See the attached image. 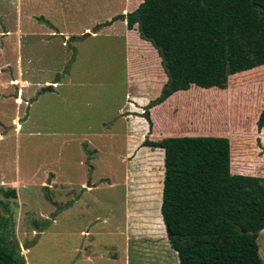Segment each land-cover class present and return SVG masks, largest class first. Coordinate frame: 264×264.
I'll use <instances>...</instances> for the list:
<instances>
[{"label": "rangeland", "instance_id": "374dc122", "mask_svg": "<svg viewBox=\"0 0 264 264\" xmlns=\"http://www.w3.org/2000/svg\"><path fill=\"white\" fill-rule=\"evenodd\" d=\"M129 2L0 0V78L34 85L28 95L20 85L0 91V135L12 129L0 139V190L17 191L16 199H0L13 217L10 239L27 264H180L164 247L168 234L159 215L164 153L143 147L149 125L137 116L144 107L130 111L131 94L143 86L151 96L159 85L129 76L128 28L123 21L108 24L129 12ZM52 81L61 87L44 91ZM243 87L219 93L221 103L193 88L169 106V126L250 139L252 111L246 119L234 114L242 112L233 101ZM258 91L263 98L262 85ZM16 117L23 127L17 133ZM152 186L159 214L148 205ZM134 211L130 217L141 232L163 241L126 231ZM54 214L56 222L41 233L48 228L42 218ZM258 243L264 261V234Z\"/></svg>", "mask_w": 264, "mask_h": 264}, {"label": "trees", "instance_id": "16d2710c", "mask_svg": "<svg viewBox=\"0 0 264 264\" xmlns=\"http://www.w3.org/2000/svg\"><path fill=\"white\" fill-rule=\"evenodd\" d=\"M129 1L131 77L159 85L151 96L143 86L134 95L150 99L137 116L149 125L143 147L165 154L160 221L172 249L180 264H264L258 243L264 230V97L258 91L264 87V0ZM144 52L148 57L139 55ZM237 85L244 87L233 106L242 112H233L246 119L252 111L250 139L169 126V106L178 96L194 88L221 103L219 93ZM2 194L17 198L13 188ZM0 205V264H27L10 239L9 206L1 199Z\"/></svg>", "mask_w": 264, "mask_h": 264}, {"label": "crops", "instance_id": "0c3cea01", "mask_svg": "<svg viewBox=\"0 0 264 264\" xmlns=\"http://www.w3.org/2000/svg\"><path fill=\"white\" fill-rule=\"evenodd\" d=\"M122 13H124V12H122ZM127 15V14H126ZM126 26H127V22H125L124 23ZM55 33V32H54ZM98 35V32L97 33H95V34H92L91 36L92 37H94V36H97ZM127 35H128V31H127ZM55 36V35H54ZM128 39H129V37H128ZM129 47H130V45H128ZM129 50V52H130V48L128 49ZM128 62H129V67H128V72H129V76H131V63H130V58H129V53H128ZM9 80H7L6 78L4 79L3 77L2 78H0V91H2V90H7L9 87H12V84L14 85V86H18V85H20L21 86V89H22V93L24 92V94H26V95H28V94H30L29 93V90L32 88V87H34V85L30 82V80H24V82L23 81H19V79H10V83L8 82ZM47 84H50L52 87V89H51V91H47V92H55V90L57 89V88H60L61 87V83H58V82H56V81H52L51 83H47ZM41 87L43 86V85H40ZM45 93V92H44ZM33 95V94H32ZM22 100V99H21ZM130 100L132 101V102H134L135 104H137V106H140V107H143V106H146L148 103H149V99L147 98V97H145V96H138V95H134V94H131L130 95ZM25 102H27L26 100H25ZM24 102V103H25ZM27 103H29L28 105L29 106H31V103L30 102H27ZM138 110L139 109H137V107H135L133 104L130 106V111L131 112H138ZM142 121H144L145 122V120L144 119H141ZM20 119L18 118V117H16L14 120H13V124L15 123L16 125H17V127H16V130H15V132L17 133V132H21L22 130H23V127H22V123H20ZM3 137H5V136H3ZM3 137H0V139H2ZM164 156H165V154H164ZM91 187H93V186H88L87 187V190H90L91 189ZM85 188H86V186L85 185H83L82 186V189L83 190H85ZM163 194V185H162V193H161V195ZM148 204V203H147ZM149 205V208H151V205H150V203L148 204ZM147 206V205H146ZM161 206H162V202H161ZM154 206H152V211L154 212V213H158L159 214V212L158 211H155V209L153 208ZM129 215L127 216V220L129 219L128 217H130V216H132V214H135V211L132 213V212H129L128 213ZM160 217H162V214H161V207H160ZM56 215L54 214V216L52 217V218H50V217H41L42 219H45V220H47L46 222H47V224H45V227H46V225H48V228H46V229H44L41 233H45V232H47L49 229H50V227H51V225H52V222L51 221H53V223H55L56 222V217H55ZM163 219V218H162ZM130 221H129V224H128V227L126 228V231L127 230H129L130 232H131V234H133V237H139L140 239L141 238H146V239H155V240H160V241H163V240H161V239H157L155 236L156 235H147L146 233H144V232H141V230L139 229V227L137 226V224H135V221H133L134 220V218L133 217H130V219H129ZM50 222H51V224H50ZM163 222V221H162ZM163 224H164V222H163ZM166 227V226H165ZM126 231H125V233H126ZM168 234V233H167ZM261 234H264V230L261 232ZM86 235H88V233H86ZM135 235V236H134ZM131 236V235H130ZM145 239V240H146ZM167 241H168V243H165L164 242V247H166V245L168 244L169 245V247L172 249V247H171V245H170V241H169V236L167 237ZM129 242V240L128 239H126V247H129L130 249H131V246H130V244L128 245L127 243ZM135 247V246H134ZM164 250H166L167 251V249L166 248H164ZM173 250V249H172ZM144 254L146 253V254H149L151 251L148 249V248H146V249H144ZM174 251V250H173ZM116 258V257H115Z\"/></svg>", "mask_w": 264, "mask_h": 264}, {"label": "water", "instance_id": "95a60500", "mask_svg": "<svg viewBox=\"0 0 264 264\" xmlns=\"http://www.w3.org/2000/svg\"><path fill=\"white\" fill-rule=\"evenodd\" d=\"M117 21L127 22V15H126V14H122V15H120V16H117V17H115L114 19H112V21L109 22L108 24H113V23H115V22H117ZM98 30H99V27L93 31V34L97 33ZM51 89H52V88H51V86H50L49 88H47V89L44 90V91H50ZM13 129H16V127H13ZM11 130H12V129H6V130L0 135V137L6 136L7 133H9ZM166 231H167V233H168V236L170 237V236H171L170 231H169L167 228H166Z\"/></svg>", "mask_w": 264, "mask_h": 264}]
</instances>
